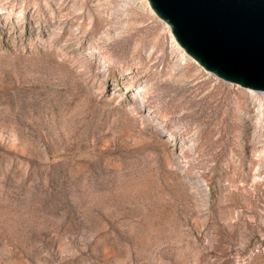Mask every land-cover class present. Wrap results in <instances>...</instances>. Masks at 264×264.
Wrapping results in <instances>:
<instances>
[{
    "label": "rangeland",
    "instance_id": "1",
    "mask_svg": "<svg viewBox=\"0 0 264 264\" xmlns=\"http://www.w3.org/2000/svg\"><path fill=\"white\" fill-rule=\"evenodd\" d=\"M171 36L144 0H0V264H264V92Z\"/></svg>",
    "mask_w": 264,
    "mask_h": 264
},
{
    "label": "water",
    "instance_id": "2",
    "mask_svg": "<svg viewBox=\"0 0 264 264\" xmlns=\"http://www.w3.org/2000/svg\"><path fill=\"white\" fill-rule=\"evenodd\" d=\"M205 72L264 92V0H147Z\"/></svg>",
    "mask_w": 264,
    "mask_h": 264
},
{
    "label": "bare ground",
    "instance_id": "3",
    "mask_svg": "<svg viewBox=\"0 0 264 264\" xmlns=\"http://www.w3.org/2000/svg\"><path fill=\"white\" fill-rule=\"evenodd\" d=\"M144 2H145V7H148V8H149V5H148L147 0H144ZM171 37H172V36H171Z\"/></svg>",
    "mask_w": 264,
    "mask_h": 264
}]
</instances>
